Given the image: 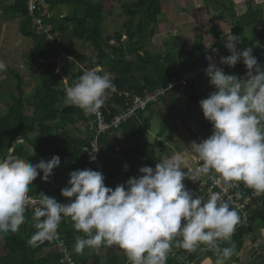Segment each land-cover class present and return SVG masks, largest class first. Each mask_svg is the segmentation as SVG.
<instances>
[{
    "label": "clouds",
    "instance_id": "obj_1",
    "mask_svg": "<svg viewBox=\"0 0 264 264\" xmlns=\"http://www.w3.org/2000/svg\"><path fill=\"white\" fill-rule=\"evenodd\" d=\"M241 44L240 36L229 31L223 35L229 55L218 63L207 57L204 75L213 90L198 107L211 134L188 146L181 143L182 148L165 154L154 167H140L138 175L114 188L106 186L102 172L85 168L69 173L60 192L66 203L42 192L32 196L33 181L39 176L48 182L60 166L59 156L35 164L13 155L0 158V239L20 230L31 205L33 245L55 238L68 218L79 233L74 246L78 253L117 246L128 264H167L174 248L189 253L203 249L216 257L210 264H227L234 255L232 236L240 215L220 193L193 195L183 182L215 175L216 184H243L264 193V64L252 54L253 47L238 49ZM237 63L244 65L243 76L226 74L219 66ZM4 69L0 62V71ZM116 91L109 73L92 68L65 88L64 103L85 115L99 114L107 96ZM224 242L229 246L222 247Z\"/></svg>",
    "mask_w": 264,
    "mask_h": 264
},
{
    "label": "trees",
    "instance_id": "obj_2",
    "mask_svg": "<svg viewBox=\"0 0 264 264\" xmlns=\"http://www.w3.org/2000/svg\"><path fill=\"white\" fill-rule=\"evenodd\" d=\"M44 3V7L48 9L60 4H66L67 8H71V12L64 18H50L47 21L50 23V33H56L58 36L61 34V37L57 38L54 43H50L44 36L36 34L32 19L28 16L26 0H14L2 7L4 17L21 19L20 32L22 36L35 40V45L25 55V66L27 64L34 70L36 69V73L39 74L36 75L32 70L35 81L33 79V91L27 97L23 79L19 74L14 75L17 85L16 94L12 96L13 102L7 105L5 112L0 104V158L9 155L12 149L11 155L28 158L32 164L55 155L63 161L62 168L66 171L89 168L86 154L82 149L86 145L83 135L80 136V133L71 135L63 129L67 124L89 119V115H85L80 109L65 105L64 96L67 86H70L85 70L97 67L106 68L117 89L115 93L107 96L104 103L107 112L103 111V114L109 120L126 109L129 103L128 99L124 95L119 96V93L126 91L131 94L143 95L144 92H151L159 87H169L178 72L193 69L201 63L202 56L211 49V47L196 43L190 52V55L196 54L195 57L200 58L196 63L182 60V55L176 59L170 56L151 55L145 46V41L154 35L153 28L157 25L158 16L161 13V0H135L131 5H125L123 11L127 19L122 25V33L115 32L114 35L107 37H103L102 25L105 19V10L101 0H44ZM246 19V17H242L241 21L236 24L237 28L232 31V34L240 36L243 42L237 46L238 49L244 46L253 47L264 37L261 30H256V36L252 39L246 37L242 32V26H246ZM122 36L126 37V41H121ZM73 40L88 42L96 54L90 58L78 55L72 48ZM111 41H116L117 44L111 45ZM56 46L64 55L74 59L75 63L80 65L87 63L82 70L71 75L65 84L62 82L61 71L68 69L69 64L59 66L53 60L54 56H52V64L41 60L42 58L44 60L51 59L48 53ZM217 47L224 49L229 54L221 42L217 44ZM256 58L260 64H264V61H260L262 56ZM226 70L237 76L245 74L242 63H237L232 68L227 67ZM62 85L64 86L60 88ZM194 87V85H189L184 92L189 94L198 105L201 97ZM179 94L180 91L174 88L170 91L169 103L167 104L165 100L163 102L168 107L172 97L179 96ZM57 105L60 107L57 108ZM152 107L153 105L136 112L134 117L117 130L110 131L99 138L101 158L105 164L106 186L114 188L117 185L115 179L119 171V162L113 155L115 148L120 146L119 141L125 146L119 155L130 164V177L138 175L140 167H154L157 160L161 159L149 141ZM48 122L50 123L48 124ZM60 129L63 130L60 132ZM108 137L112 141H109ZM16 141L17 144L14 146ZM157 144L158 152L163 154L165 147L159 141ZM29 146L34 150L33 155H31ZM49 181L42 182L38 176L33 181V189L29 194L34 196L42 192L50 197H55L58 202H64L60 192L67 183L63 179L56 182L52 176ZM26 217L25 224L20 227L18 232L7 234L0 239V264H61L59 261L61 257L55 242L44 240L35 245L29 243V239L35 231L29 209L26 212ZM253 219L264 223V211L255 214ZM254 230L255 228L250 226L247 230L240 231L234 238L235 249L238 252H244L245 238L250 236L253 238ZM58 234L64 240L75 264H128L123 250L120 249L124 256H117L113 253L112 247L114 246L85 249L83 253L76 252L74 246L79 233L73 229L72 222L68 218H65L61 223ZM237 259L234 262H237ZM167 264L171 263L167 261Z\"/></svg>",
    "mask_w": 264,
    "mask_h": 264
},
{
    "label": "built area",
    "instance_id": "obj_3",
    "mask_svg": "<svg viewBox=\"0 0 264 264\" xmlns=\"http://www.w3.org/2000/svg\"><path fill=\"white\" fill-rule=\"evenodd\" d=\"M44 4V0H26L28 16L32 19L36 34L42 35L50 43H54L57 39V34L49 32L50 23L47 22L51 18V9L45 8ZM252 54L255 57L262 56L260 61H264V37L255 46H253ZM209 55L212 56L214 62L218 63L221 56H227L229 54H227L222 48L212 46L210 51L206 52L202 56L200 64L196 65L193 69L178 72V74L173 77L169 87H159L151 92H144L143 95H136L128 92L119 93L118 95H124V97L128 99L129 103L127 104L126 109L114 115L111 119L107 120L106 116L103 114V111L104 113L105 111L107 112L106 106L103 105L99 110V114L89 115V119L86 121H77L76 128L80 131V136L81 134L83 135L86 142V145L83 146L82 149L84 153L85 149H87V153L85 154L89 168L100 171L104 175L105 164L104 160L101 158L102 151L99 146V138L101 136L109 133L110 131L117 130L122 124H125L128 120L134 117L136 112L158 103L159 100H165L172 89L176 88L179 91H184L187 86L194 85L196 82L203 80L208 81L204 75V71L209 63L207 59ZM219 66L222 67L224 71L227 69V66ZM109 141L112 140L109 139ZM119 142L120 146L115 148V154L113 155L119 162V171L115 179L116 184L126 182L131 174L130 164L123 160L122 156L119 155V152L123 150L122 148H125L124 144H122L121 141ZM96 148H98V150L92 154ZM91 154L95 156L94 161L90 160ZM125 165H127V168H125ZM70 172L72 171L69 170L63 172L62 176L66 178L69 176ZM215 179V175H209L202 177L199 182L185 180L183 183L185 184L186 190L192 192L193 195L200 197L206 198L212 192L220 193L223 200L229 203L230 207L234 208L238 212L240 215V223L236 226L232 236V242L234 243V238H236L240 231L247 230L250 226L254 227L257 221L253 219L254 215L264 211V193L257 194L252 189L245 187L243 184H235L231 187L227 186L225 183L216 184L214 183ZM66 202L67 201L61 203ZM28 209L31 211V205L28 206ZM46 241L56 243L58 254L61 257L59 260L61 264H75L64 240L59 234H57L55 238ZM254 242L253 246H257L258 243L256 242L254 244ZM221 246L226 247L229 245L224 242ZM212 256H214L212 251L203 249H198L195 252L189 253L183 249L174 248L167 261L171 264H201L205 259H209ZM240 256H238V259ZM235 259L237 258H232L233 261H235Z\"/></svg>",
    "mask_w": 264,
    "mask_h": 264
},
{
    "label": "crops",
    "instance_id": "obj_4",
    "mask_svg": "<svg viewBox=\"0 0 264 264\" xmlns=\"http://www.w3.org/2000/svg\"><path fill=\"white\" fill-rule=\"evenodd\" d=\"M169 1L172 2L169 3ZM212 1L213 2H210V5L207 6V3H205L206 0H161V13L158 16L157 25L153 28L154 35L151 39H148L147 50L150 54L160 55L162 57L170 56L174 59L182 55V60H188L190 63L199 62L200 58L195 57L196 54L194 56L190 55L196 43L206 47L217 46L220 42L223 45V35L229 31L232 33V31L237 28L236 24L241 21L242 17L247 18L245 26L247 31H244V29L242 30L246 37L251 39L254 38L256 36V30H261L264 33V0ZM20 23V18L4 17L3 12L0 11V55L4 53L3 49H10L15 52L16 55L11 56V59L15 61L16 67L14 64L13 66L14 68H20L19 75L21 79H23V87L26 86L32 89L33 84L30 86V82L27 81L28 75L25 76L21 74L22 67L17 63L22 61L25 68L24 70H27L25 66V55L34 46L31 39L28 41L27 38L22 36L20 32ZM250 29H252L254 33H251ZM178 40H180V42H178ZM184 44L190 45L189 48H186ZM182 52L184 53L182 54ZM71 63L74 65V61ZM168 69L171 70V68ZM31 79L33 80V78ZM203 83L207 87L209 86L208 82L204 80L194 84V88L199 95L201 94L198 91L199 86L203 85ZM205 91H207V96L210 89H205ZM172 120V122H168V129L171 133V125L175 130L184 132L185 129L183 125L174 117ZM76 123L77 121L74 123V128H76ZM191 125L193 126L191 130H194L192 134L195 135L193 140L196 139V141L199 142L206 138L194 124ZM71 128H73V126ZM188 137L189 136H187L186 142L191 143L192 140L188 139ZM165 154L167 153L165 152L164 155ZM56 177L58 180L63 179V181L67 183L65 180H68V177L65 178L61 175ZM253 242L254 244L257 242L258 245L253 246ZM245 244L250 246V254H246L248 255L247 261L245 260L246 262L243 259V262L238 264H264V244L261 238L255 235L250 241L247 238ZM258 246L260 251L256 253L253 252Z\"/></svg>",
    "mask_w": 264,
    "mask_h": 264
},
{
    "label": "rangeland",
    "instance_id": "obj_5",
    "mask_svg": "<svg viewBox=\"0 0 264 264\" xmlns=\"http://www.w3.org/2000/svg\"><path fill=\"white\" fill-rule=\"evenodd\" d=\"M14 0H0V11H2V7L4 5H7L11 2H13ZM92 1H97V0H92ZM104 3V10H105V19L102 25V30H103V37H107V36H112L114 35L115 32H121L122 31V25L126 22V17L124 16V6L125 5H131L135 0H101ZM166 1V0H165ZM227 1V0H225ZM172 1H169V3H171ZM210 2L212 3V0H206L205 3H207V6L210 5ZM192 5V4H190ZM172 10V9H170ZM68 14L71 12V8L68 7ZM69 29V28H68ZM244 29V31H247V29L242 26V30ZM68 31V30H67ZM251 33H254L252 29H250ZM122 33V32H121ZM245 33V32H244ZM255 36V35H254ZM26 38V37H25ZM28 41L31 39L32 40V44L35 45V40L32 38H27ZM121 41H126V37L122 36ZM178 42H180V40H178ZM111 45H116V41H111L110 42ZM148 44V40L145 41V46H147ZM186 46V48H189L190 45L188 44H184ZM72 48L74 49V51L78 54V55H85L86 57H93L96 53L93 50L92 46L83 40H73L72 41ZM3 52L0 55V62H3L5 65V69L3 71H0V104L5 112L7 105H10L13 100H12V96L14 94H16V85H17V80L14 78V75L19 74V69L18 68H14L15 65V61H13L11 59L12 55H16L15 52H13L10 49H3ZM107 52H110L109 50H107ZM49 56L51 59L47 58V59H41L49 64H52L53 60L56 61L58 63L59 66H63L64 64L68 63L69 67L68 69H65L64 71H61L62 75H63V84H65L67 82V79H69L71 77V75L76 74L78 71L82 70L85 65L87 63L84 64H77L74 62V65L71 63L74 60L70 59V57L64 55L60 50H58V47H54L49 53ZM9 56V58H8ZM52 56H54V59L52 60ZM129 59V58H128ZM18 64H20V67H22L21 70V74L22 75H28L27 77V81H29V85L31 86L32 84V79L31 78H35L34 76V72L35 74H39L38 72L36 73V69L34 70L32 67H29L26 64L27 70H24V64L23 62L19 61L17 62ZM14 64V66H13ZM103 72H107L110 74V72L107 71L106 68H101ZM34 72H33V71ZM226 74H234L232 72H229L227 70H225ZM111 75V74H110ZM243 76V75H242ZM112 78V76H111ZM35 81V79H34ZM60 82V83H62ZM208 82V81H206ZM209 85V84H208ZM64 85L60 86L63 87ZM204 85H200L199 86V92L201 93L200 97L201 99L206 98V92L205 89H210V92L213 90L210 86ZM202 88V89H201ZM24 91L26 93V97L29 96V94H31V92L33 91L32 89H30V87H24ZM32 90V91H31ZM185 91V90H184ZM184 91H180L179 96H173L171 99V103L169 104V106L167 107V104H165L162 100H159L158 103L154 104L152 107V112H151V128L149 130V141L150 144L152 145V147L157 151L156 154L158 156H160L161 158L164 156V153L166 152L167 154H171V151L173 149H180L182 148V144H184L185 146H188L190 143L186 142L187 140V136L188 139H191L192 141H196V139L193 140V138L195 137V135H193V131L192 129V125L194 124L196 126V128L200 131V133H202L206 138L211 134V125L205 121L203 119L202 113L197 105V103H195L192 98L190 97L189 94H186ZM205 91V92H204ZM209 92V93H210ZM60 106L57 105V108H59ZM147 115V114H146ZM173 117L175 119H177L184 127V132L182 131H178L175 130V128L171 125V131L168 129V122L169 121H173ZM50 122H48L49 124ZM73 126V128H71ZM54 127V126H53ZM75 125L72 124H67L63 127V129L68 132L71 135H77L78 133H80L79 130H77L76 128H74ZM77 127V126H76ZM63 129H60L59 131L61 132ZM54 131V130H53ZM193 135V136H192ZM157 141H159L160 143H162V145L165 147V150L163 152V154L159 153V147L157 144ZM36 158V157H35ZM50 158L46 159L49 160ZM37 160V159H35ZM61 161V160H60ZM64 165L63 161H61L60 166L58 168H56L53 172L52 178L54 181H58V178L56 176H62L63 172H66L65 169L62 168V166ZM61 168V169H60ZM60 169V170H58ZM59 171V172H58ZM50 183V181H49ZM254 233L257 237L261 238L263 244H264V223H261L260 221H256L255 225H254ZM249 241L252 239L251 236L248 238ZM262 246V244H261ZM113 249V253L116 254L117 256H124V254L122 253V251L117 248V247H112ZM249 248L250 246L248 244H244V248L243 251H239L237 249H235L234 251V255L232 256V258H238V256H240L242 254V256H240L238 262H233L232 258L227 261V264H238L240 262H243L246 259H248V254L249 253ZM257 249H259V246L257 247ZM259 250H253V252H258ZM250 254V253H249ZM245 257V258H244ZM121 258V257H120ZM215 255L210 257L209 259H205L203 263L201 264H210V260L214 262L215 260ZM232 260V261H231ZM247 261V260H246ZM245 261V262H246Z\"/></svg>",
    "mask_w": 264,
    "mask_h": 264
},
{
    "label": "water",
    "instance_id": "obj_6",
    "mask_svg": "<svg viewBox=\"0 0 264 264\" xmlns=\"http://www.w3.org/2000/svg\"><path fill=\"white\" fill-rule=\"evenodd\" d=\"M66 9H67L66 4H60L58 7H54L52 9L51 17L53 19H59V18L63 17V15L66 14ZM165 101L167 102V104L169 103V101H170V94L167 95ZM16 144H17V142L14 144V146ZM29 149L31 150V147L30 146H29ZM11 154H12V149L9 152V155H11Z\"/></svg>",
    "mask_w": 264,
    "mask_h": 264
}]
</instances>
